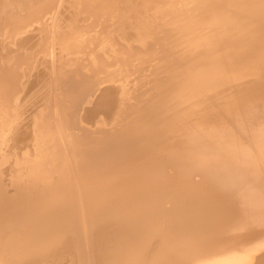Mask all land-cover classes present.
Masks as SVG:
<instances>
[{
	"label": "bare ground",
	"instance_id": "obj_1",
	"mask_svg": "<svg viewBox=\"0 0 264 264\" xmlns=\"http://www.w3.org/2000/svg\"><path fill=\"white\" fill-rule=\"evenodd\" d=\"M0 264H264V0H0Z\"/></svg>",
	"mask_w": 264,
	"mask_h": 264
}]
</instances>
